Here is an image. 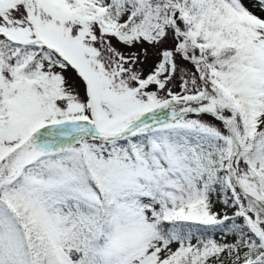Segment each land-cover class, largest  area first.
Wrapping results in <instances>:
<instances>
[{"label":"snow or ice","instance_id":"1","mask_svg":"<svg viewBox=\"0 0 264 264\" xmlns=\"http://www.w3.org/2000/svg\"><path fill=\"white\" fill-rule=\"evenodd\" d=\"M0 264H264V0H0Z\"/></svg>","mask_w":264,"mask_h":264}]
</instances>
